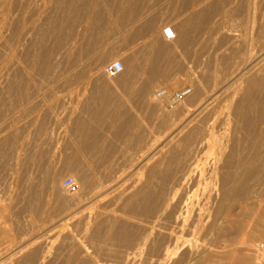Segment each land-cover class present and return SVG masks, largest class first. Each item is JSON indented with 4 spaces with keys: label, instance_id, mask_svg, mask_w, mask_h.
Masks as SVG:
<instances>
[{
    "label": "rangeland",
    "instance_id": "374dc122",
    "mask_svg": "<svg viewBox=\"0 0 264 264\" xmlns=\"http://www.w3.org/2000/svg\"><path fill=\"white\" fill-rule=\"evenodd\" d=\"M0 1L1 4L5 2L0 4V21H5L0 22V53H5L4 58L0 55V77L5 74L0 82V96L3 93L0 97V264H126L133 251L124 236H139L141 216L135 213L136 217L139 216L135 218V214L127 212L129 206L125 200L112 205L109 197L103 201L105 204H95L94 191L86 186L105 175L112 176V180H121L119 195L125 190L128 195L139 191L140 184L150 176L156 164L154 161L162 160L151 147L153 142L162 141L164 134L174 125L179 123L181 126L188 111L195 109L198 100L195 97H199L200 90L210 93L216 80H229L239 67L264 65V0H26L27 4L25 0ZM5 9L9 10L6 12ZM93 13L97 14L96 18ZM158 17L166 20L161 27L156 21ZM167 26L177 30V40L166 42L159 38ZM17 28H20L19 32ZM181 37L183 46L180 47ZM22 40L28 43L23 44ZM44 49L50 54L48 57H45ZM35 51L38 52L34 54ZM158 57L170 62L178 58L185 65L177 62L149 65ZM117 61L123 63L125 72L109 79L104 68ZM100 64H103L101 77L96 78ZM81 66L85 73L80 70ZM247 77L250 80L231 87L220 97L223 99L215 102L212 109L217 110V115L229 113L233 117L245 96L253 103L263 102V95L253 80L254 74ZM185 88L192 90L191 95L174 109L169 108L168 99L156 98V93L162 89L176 92ZM144 89L149 91L143 99L140 95ZM97 110L105 113L103 121L98 123L92 120ZM259 113L255 112L253 117L258 118ZM177 119L180 122L175 123ZM88 126L94 127L97 136L92 135L93 140L89 137L85 141ZM234 131L229 135L230 139H244L241 138L243 134ZM255 137L254 134L244 139V145L241 142V156L252 159L253 151L256 154L259 146L264 148V142L258 145ZM82 178L89 181L85 184ZM66 179L77 184L72 194L62 189ZM263 180L264 167L257 168L246 180L248 191L252 189L251 193L261 194ZM253 188L259 190L255 192ZM261 191L263 194L264 189ZM72 195L79 199L78 207L71 204ZM241 203L238 201L229 209L214 243L198 263L264 264V203ZM112 210L119 213L110 220L105 213ZM117 216L119 218L115 219ZM115 233L116 242L111 239Z\"/></svg>",
    "mask_w": 264,
    "mask_h": 264
},
{
    "label": "bare ground",
    "instance_id": "6f19581e",
    "mask_svg": "<svg viewBox=\"0 0 264 264\" xmlns=\"http://www.w3.org/2000/svg\"><path fill=\"white\" fill-rule=\"evenodd\" d=\"M6 1V0H5ZM13 1V0H12ZM21 1V0H20ZM24 1V0H23ZM26 1V0H25ZM24 1V2H25ZM37 1V0H36ZM47 1V0H46ZM79 1V0H77ZM82 0H80L81 2ZM1 2V1H0ZM4 4L5 2L2 1ZM7 2V1H6ZM15 2V1H14ZM13 2V4H14ZM18 2V0H17ZM2 3V4H3ZM9 3V2H8ZM29 3V2H28ZM47 3V2H46ZM102 3V2H101ZM1 4V3H0ZM1 4V5H2ZM27 4V1H26ZM54 3H52L53 5ZM100 6L102 4L98 3ZM0 5V6H1ZM32 6V5H31ZM37 6V5H36ZM251 6V5H250ZM3 7V6H2ZM5 7V5H4ZM7 7V6H6ZM9 7V5H8ZM26 7V6H25ZM35 7V6H34ZM38 7V6H37ZM47 7V6H46ZM50 7V6H49ZM96 7V6H95ZM99 7V6H98ZM17 8V7H16ZM42 9V8H41ZM48 9V8H47ZM95 9V8H94ZM6 10V9H5ZM9 10V9H8ZM6 10V12L8 11ZM37 10V8L35 9ZM93 10V9H92ZM96 10V9H95ZM2 11V10H1ZM19 11V10H18ZM34 11V10H33ZM12 12V11H11ZM27 12V11H26ZM29 12V11H28ZM46 12V10H45ZM44 12V13H45ZM92 12V11H91ZM15 13V12H14ZM25 13V12H24ZM31 13V12H30ZM101 13V12H100ZM98 13V15L100 14ZM119 13V12H118ZM7 14V13H6ZM18 14V13H17ZM21 14V12H20ZM19 14V15H20ZM29 14V13H28ZM32 14V13H31ZM30 14V15H31ZM39 14V13H38ZM68 14V11H67ZM96 14V13H95ZM2 15V14H1ZM5 15V14H4ZM10 15V13H9ZM8 15V17H9ZM22 15V14H21ZM37 15V14H36ZM35 15V16H36ZM43 15V14H42ZM45 15V14H44ZM129 15V14H128ZM201 15V14H200ZM203 15V14H202ZM23 16V15H22ZM97 14L94 15L93 17ZM130 16V15H129ZM4 17V16H3ZM7 17V18H8ZM10 17H13L10 15ZM15 17V16H14ZM34 17V16H32ZM49 17V16H48ZM94 17V18H96ZM126 17V16H125ZM6 18V17H5ZM17 18V17H15ZM27 18V17H26ZM30 18V17H29ZM39 18V17H38ZM93 18V19H94ZM11 19V18H10ZM45 19V18H43ZM42 19V20H43ZM100 19V18H97ZM96 19V20H97ZM1 20V18H0ZM12 20V19H11ZM17 20V19H16ZM20 20V19H18ZM25 20V19H24ZM28 20V18H27ZM31 20V19H30ZM39 20V19H38ZM41 20V21H42ZM92 20V18H90ZM127 20V19H126ZM13 21V20H12ZM37 21V20H35ZM95 23L96 21L93 20ZM4 23L3 21H0ZM18 22V21H16ZM15 22V23H16ZM21 22V21H20ZM39 22V21H38ZM44 22V21H43ZM42 22V23H43ZM89 22V21H88ZM87 22V24H88ZM23 23V22H22ZM37 23V22H36ZM40 23V22H39ZM41 23V24H42ZM70 23V22H69ZM68 23V24H69ZM93 23V22H90ZM7 25V23H5ZM4 24V25H5ZM65 24V22H64ZM67 24V23H66ZM94 24V23H93ZM3 25V24H2ZM1 25V26H2ZM3 25V26H4ZM16 25V24H14ZM20 25V24H19ZM27 25V24H26ZM71 25V24H70ZM69 25V26H70ZM74 25V24H73ZM17 26V25H16ZM15 26V28H16ZM55 26V25H53ZM66 26V25H64ZM18 27V26H17ZM23 27V26H22ZM40 27V26H38ZM44 27V26H43ZM49 27V26H48ZM89 27V25H87ZM92 27V24L91 26ZM89 27V28H90ZM190 27V26H189ZM9 28V27H7ZM58 28V27H57ZM55 27V29H57ZM98 28V27H97ZM12 29V28H11ZM27 29V28H26ZM43 29V28H42ZM51 29V27H50ZM18 30V28H17ZM32 30V29H30ZM83 30V29H82ZM3 31V30H2ZM8 31V30H7ZM11 31V30H10ZM20 31V28L18 32ZM26 31V30H25ZM29 31V30H28ZM59 31V30H58ZM57 31V32H58ZM61 31V30H60ZM177 31V30H176ZM6 32V31H5ZM16 32V31H15ZM34 32V30H33ZM53 32V28H52ZM50 32L51 34H53ZM13 33V32H12ZM11 33V34H12ZM27 33V32H26ZM32 33V32H31ZM40 33V32H39ZM43 33V32H42ZM41 33V34H42ZM80 33V32H79ZM177 33V32H176ZM10 34V33H9ZM16 34V33H15ZM19 34V33H18ZM16 34V35H18ZM25 34V33H24ZM36 34V33H35ZM34 34V35H35ZM58 34V33H56ZM62 34V33H61ZM4 36V34H2ZM22 35V34H21ZM37 35V34H36ZM45 35V34H43ZM47 35V34H46ZM95 35V34H94ZM2 36V38H3ZM13 36H15L13 34ZM52 36V35H51ZM57 36V35H56ZM55 36V37H56ZM61 36V35H60ZM178 36V33H177ZM9 37H12L11 35ZM25 37V35H24ZM13 38V37H12ZM26 38V37H25ZM10 39V38H9ZM15 39V37H14ZM23 39V37H22ZM27 39V38H26ZM38 39V38H36ZM7 40V39H6ZM5 40V41H6ZM21 40V39H20ZM24 40V39H23ZM22 40V41H23ZM33 40V39H32ZM177 40V39H176ZM8 41V40H7ZM6 41V43H7ZM11 41V40H9ZM2 42V41H1ZM18 42V41H17ZM24 42V41H23ZM27 42V41H25ZM25 42L23 44H25ZM30 42V41H29ZM14 43V42H13ZM28 43V42H27ZM45 43V42H43ZM9 44V43H7ZM6 44V45H7ZM11 44V43H10ZM19 44V43H18ZM22 44V43H21ZM22 44V45H23ZM32 44V43H31ZM70 44V42H69ZM12 45V44H11ZM10 45V46H11ZM20 45V44H19ZM30 45V44H29ZM46 45V44H45ZM264 45V44H263ZM4 46V45H3ZM14 46V45H13ZM39 46V45H38ZM20 47H22L20 45ZM19 47V49H21ZM36 46H34L35 48ZM43 47V45L41 46ZM8 48V46H7ZM12 48V47H11ZM261 48V47H260ZM264 48V46H263ZM1 49V48H0ZM14 49V48H13ZM10 48L8 49V51ZM38 50V48H37ZM42 50V48H41ZM261 50V49H260ZM17 51V49H16ZM21 51V50H20ZM46 52V50L44 49ZM6 52V51H5ZM38 52V51H37ZM35 51L34 54L37 53ZM50 52V51H49ZM18 53V52H16ZM40 53V52H39ZM47 53V52H46ZM48 55L50 54H46ZM59 53V52H58ZM89 52H87L88 54ZM20 54V52H19ZM1 55V53H0ZM5 55V53H4ZM4 55L3 56L4 58ZM12 55V54H11ZM10 55V57H11ZM15 55V54H14ZM13 55V56H14ZM40 55V56H42ZM8 56V54H7ZM30 56V55H29ZM35 56V55H34ZM52 56V55H51ZM55 56V55H53ZM259 56V55H258ZM33 57V56H32ZM38 57V56H37ZM2 58V59H3ZM53 58V57H52ZM55 58V57H54ZM59 58V57H58ZM57 58V59H58ZM67 58V57H66ZM6 59V57H5ZM8 59V58H7ZM17 59V58H16ZM32 58H30L31 60ZM34 59V57H33ZM36 59V58H35ZM60 59V58H59ZM95 59V58H94ZM1 60V58H0ZM9 60V59H8ZM47 61L49 59H46ZM4 61V59H3ZM19 61V60H18ZM53 61V60H51ZM49 61L50 63H52ZM5 62V61H4ZM3 62V63H4ZM30 62V61H28ZM46 62V61H45ZM257 62V60H256ZM262 62V61H261ZM264 62V61H263ZM9 63V62H8ZM12 63V62H11ZM15 63V62H14ZM17 63V62H16ZM36 63V62H35ZM58 63V62H57ZM61 63V62H60ZM107 63V62H106ZM259 63V62H258ZM41 64V63H40ZM53 64V63H52ZM86 64V63H85ZM104 64V63H103ZM103 64L98 65L100 68L95 73L96 78L101 77V67ZM253 64V63H251ZM262 64V63H261ZM242 65L245 68H240L237 70L236 74L230 76L231 78L225 79V82H216L214 83L213 89L210 93L201 91L198 93L199 97L196 101L195 109L188 111L184 122L181 126L170 125L171 130H169L163 140H155L151 146L156 153V156L161 157L154 161L156 164L151 170L149 177L144 178L146 181L140 184L141 188L136 193L133 192L128 195L125 191L121 192L120 195L117 194L120 189L121 180L111 178L106 176L108 171L103 172V177H99L98 180L91 182L88 186L94 191V200L95 204H101L105 199L111 198V204L116 205L120 201H126L129 206V210L134 215L137 213L141 216V224L139 227L140 234L139 236H124L125 240L131 245V254L129 258L127 257L126 264H197L202 256L206 253L211 244L214 243L215 237L219 231L220 226L224 222L226 215L228 214L231 207H235L237 202L240 203H264V193L262 194L261 185L259 186V193H251L248 191V186H246V180L248 176L251 177L255 173L257 168L264 167V148L259 146L260 150L257 149L256 154L252 152L254 157L252 159L241 156V142L244 145V139L250 138L252 135H256L255 140L257 139L259 143L264 142V100L262 103H253L249 98L244 97V101L240 103L236 113L232 115L225 114L217 115L213 111V106L223 94L228 93L231 87L236 85L243 84L246 80H250L252 76L248 79L247 75L254 74L255 85H258L259 90L262 93V98H264V65ZM46 65V64H45ZM55 65V64H54ZM7 66V65H6ZM5 66V67H6ZM33 66V64H32ZM36 65H34L35 67ZM41 66V65H40ZM44 66V65H42ZM72 66V65H71ZM149 66V65H148ZM250 66L247 72H245ZM22 69V66H20ZM51 67V66H50ZM53 67V66H52ZM70 67V66H69ZM82 67V66H81ZM80 67V68H81ZM86 67V66H85ZM97 67V66H96ZM126 67V66H125ZM153 67V66H152ZM229 67V66H228ZM9 68V67H8ZM19 68V67H18ZM37 68V67H36ZM43 68V67H42ZM48 68V67H47ZM56 68V67H54ZM52 68V69H54ZM61 68V66H60ZM59 68V69H60ZM78 68V70L80 69ZM87 68V67H86ZM148 68V67H146ZM235 68V67H234ZM1 69V67H0ZM38 69V68H37ZM34 69V70H37ZM41 69V67H40ZM68 69V68H66ZM72 69V67H71ZM69 68L68 72L70 74ZM74 69V68H73ZM72 69V70H73ZM83 67L80 69L82 70ZM89 69V67H88ZM86 69V70H88ZM96 69V68H95ZM133 70L135 69L132 68ZM219 69V68H218ZM2 70V69H1ZM9 70V69H7ZM17 70V69H16ZM33 70V71H34ZM45 70V69H44ZM58 70V69H57ZM61 70V69H60ZM59 70V71H60ZM85 70V69H84ZM84 70H82L84 72ZM94 70V69H93ZM160 70V69H159ZM234 70V69H233ZM40 71V70H39ZM38 71V72H39ZM53 71V70H52ZM67 71V70H66ZM64 71V72H66ZM89 71V70H88ZM129 71V70H128ZM152 71V70H151ZM226 71V70H225ZM3 72V71H2ZM22 72V71H20ZM25 72V71H24ZM35 72V71H34ZM58 72V71H57ZM68 72L66 74H68ZM75 72V71H74ZM125 72V69L123 70ZM233 72V71H232ZM31 73V72H30ZM56 73V72H55ZM59 73V72H58ZM57 73V75H58ZM77 73V72H76ZM85 73V72H84ZM21 74V73H20ZM23 74V72H22ZM34 74V73H33ZM40 74V73H38ZM48 75V73H46ZM63 74V73H62ZM64 73V75H66ZM72 74V73H71ZM94 74V73H93ZM5 75V74H4ZM3 75V76H4ZM36 75V74H35ZM51 75V74H50ZM48 75V76H50ZM53 75V74H52ZM73 75V74H72ZM92 75V74H91ZM150 75V74H149ZM201 75V74H200ZM2 76V77H3ZM9 76V74H8ZM16 76V74H15ZM56 76V75H55ZM63 76V75H61ZM67 76V75H66ZM64 76V77H66ZM71 76V75H70ZM69 76V77H70ZM77 76V74H75ZM83 76V75H82ZM90 76V75H89ZM93 76V75H92ZM212 76V75H211ZM0 77V82L3 81V78ZM5 77V76H4ZM30 77V76H28ZM35 77V76H33ZM37 77V76H36ZM59 77V76H58ZM68 77V76H67ZM80 77V76H79ZM85 77V76H83ZM94 77V78H95ZM213 77V76H212ZM10 78V77H9ZM44 78V77H43ZM62 78V77H61ZM156 78V77H155ZM158 78V77H157ZM216 78V76H215ZM219 78V77H218ZM217 78V79H218ZM7 79V78H5ZM4 79V80H5ZM25 79V78H24ZM60 79V78H59ZM57 79V81H59ZM68 79V78H67ZM73 79V78H72ZM82 79V77H81ZM85 79V78H84ZM87 79V78H86ZM112 79V78H109ZM8 80V79H7ZM13 80V79H10ZM49 80V79H48ZM51 80V78H50ZM71 80V79H70ZM78 81V79H76ZM88 80V79H87ZM145 80V79H144ZM227 80V81H226ZM252 80V79H251ZM257 80V81H256ZM6 81V80H5ZM55 81V80H54ZM69 81V80H68ZM68 81H66L68 83ZM73 81V80H72ZM80 81V80H79ZM82 81H84L82 79ZM112 81V80H111ZM155 81V79H154ZM211 82V80H208ZM213 81V80H212ZM7 82V81H6ZM60 82V81H59ZM58 82V83H59ZM70 82V81H69ZM75 82V79H74ZM5 83V82H4ZM11 83V82H9ZM30 83V82H29ZM63 81H61V84ZM66 83V84H67ZM13 84V82L11 83ZM15 84V83H14ZM17 84V83H16ZM65 84V82H64ZM93 84V83H92ZM177 84V83H176ZM211 84V83H210ZM248 84V83H245ZM254 84V82H253ZM60 85V83H59ZM63 85V84H62ZM202 85V84H201ZM69 86V85H68ZM74 86V85H73ZM134 86V85H133ZM142 86V85H141ZM211 86V87H212ZM16 87V86H15ZM27 87V86H26ZM246 87V86H245ZM257 87V86H256ZM1 88V87H0ZM11 88V87H10ZM13 88V87H12ZM17 88V87H16ZM19 88V87H18ZM33 88V87H32ZM205 88V87H204ZM239 88V87H237ZM241 88V86H240ZM70 89V88H69ZM110 89V88H109ZM129 89V86H128ZM139 89V88H138ZM142 89V88H141ZM246 89V88H245ZM105 90V89H104ZM111 90V89H110ZM197 90V89H196ZM239 90V89H238ZM244 90V89H243ZM251 90V89H250ZM248 90V92L250 91ZM253 90V89H252ZM4 91V90H3ZM14 91V90H13ZM102 91V90H101ZM108 91V90H107ZM141 91V90H139ZM149 89H144L141 92L142 98L148 94ZM45 92V91H44ZM97 92V91H96ZM112 92V91H111ZM153 92V91H152ZM170 92V91H169ZM234 92V91H233ZM236 92V91H235ZM239 92V91H238ZM241 92V91H240ZM254 92V91H253ZM7 93V92H5ZM15 93V92H14ZM113 93V92H112ZM237 93V92H236ZM10 94V93H9ZM94 94V93H93ZM230 95L232 93H229ZM243 94V93H242ZM249 94V93H248ZM3 95V93H2ZM1 95V96H2ZM5 95V94H4ZM7 95V94H6ZM109 95V94H107ZM226 95V94H225ZM233 95V94H232ZM246 95V93H245ZM253 94H251L252 96ZM0 96V97H1ZM106 96V95H105ZM111 96V95H109ZM106 97L107 98L109 97ZM196 96V95H195ZM242 96V95H241ZM250 96V97H251ZM258 96V95H256ZM3 97V96H2ZM139 97V96H138ZM192 97V96H191ZM225 97V96H224ZM9 98V97H8ZM133 98V97H132ZM194 98V99H195ZM243 98V97H242ZM254 98V97H253ZM258 98V97H257ZM227 99V98H226ZM241 99V98H240ZM252 99V98H251ZM260 99V100H261ZM255 100V98H254ZM2 101V100H1ZM103 101V100H102ZM152 101V100H151ZM234 101V100H233ZM253 101V100H252ZM149 102V101H148ZM219 102V101H218ZM255 102V101H254ZM257 102V101H256ZM5 103H7L5 101ZM225 103V102H224ZM222 104V103H221ZM231 104H234L231 102ZM236 104V103H235ZM234 104V105H235ZM93 105V104H92ZM217 105V104H216ZM219 105V104H218ZM103 106V105H102ZM187 107V106H186ZM220 107V106H219ZM218 107V108H219ZM232 107V106H229ZM10 108V107H9ZM17 108V107H16ZM110 108V107H109ZM192 109V108H191ZM69 110V109H68ZM232 110V109H231ZM66 111V109H65ZM260 112L258 118H254L253 114L255 112ZM85 113V112H84ZM167 113V112H166ZM226 113V112H225ZM3 114V113H2ZM64 114V113H63ZM231 114V113H230ZM62 115V114H61ZM93 115V114H92ZM105 113L102 114V111H98L94 114L92 120L96 123L103 121ZM116 115V114H115ZM59 116V115H58ZM163 116V115H162ZM165 116V114H164ZM185 117V115H183ZM51 118V117H50ZM106 119V117H105ZM109 119V118H108ZM77 120V119H76ZM107 120V119H106ZM49 121V120H48ZM79 121V120H78ZM180 122V120L175 121V123ZM68 123V122H67ZM80 123V122H79ZM173 123V120H172ZM171 123V124H172ZM108 124V123H107ZM115 125V124H114ZM83 126V125H82ZM162 126V125H161ZM165 126V125H164ZM184 126V127H183ZM166 127V126H165ZM168 127V128H170ZM183 127V128H182ZM235 129L234 133H240L244 139L237 140L230 139L229 135L232 130ZM84 128V127H83ZM115 129V128H114ZM187 129V130H186ZM77 130V129H76ZM75 130V131H76ZM79 131V130H78ZM87 137L85 141L90 137L96 135L94 127H89L86 129ZM96 132V133H95ZM157 134V133H156ZM239 134V135H240ZM93 135V136H92ZM163 135V134H162ZM159 136V135H158ZM161 136V135H160ZM235 136V135H234ZM155 137V136H154ZM92 139V138H91ZM89 140V139H88ZM93 140V139H92ZM152 140V139H151ZM244 140V141H243ZM248 140V139H247ZM153 141V140H152ZM237 141V142H236ZM251 141V140H249ZM7 142V141H6ZM151 142V141H150ZM252 142L253 139H252ZM92 143V142H91ZM148 143V142H147ZM255 143V142H254ZM90 144V143H89ZM97 144V143H96ZM152 144V143H151ZM88 145V144H87ZM263 145V144H261ZM3 146V145H2ZM92 147V145H89ZM150 146V143H149ZM247 146V145H246ZM256 146V145H255ZM5 147V146H4ZM150 147V148H151ZM6 148V147H5ZM95 148V147H94ZM93 148V150H94ZM254 148V147H253ZM258 148V147H257ZM262 148V150H261ZM90 150V147H88ZM243 149V148H242ZM247 149V148H246ZM245 149V151H247ZM256 150V148H255ZM241 151V152H240ZM250 151V150H248ZM259 151V152H258ZM154 153V152H153ZM154 153V154H155ZM245 153V152H244ZM7 154V152H6ZM3 155V154H2ZM150 156V155H149ZM245 156V155H244ZM251 156V155H250ZM4 157V156H3ZM152 157H154L152 155ZM1 158V157H0ZM14 158V157H13ZM148 158V157H147ZM156 158V157H155ZM23 159V158H22ZM111 159V158H110ZM150 160V159H149ZM13 161V160H12ZM39 162V161H38ZM112 162V161H111ZM153 162V163H154ZM37 163V162H36ZM108 163V162H107ZM116 163V162H115ZM147 163V162H145ZM12 164V163H11ZM40 164V163H39ZM51 164V163H50ZM120 164V163H119ZM258 164V165H256ZM6 165V164H5ZM106 165V164H105ZM110 165V164H109ZM117 165V164H116ZM147 165V164H146ZM144 165V166H146ZM41 166V165H40ZM118 166V165H117ZM115 166V168L117 167ZM143 166V165H142ZM4 167V166H3ZM20 168V167H19ZM100 168V167H99ZM135 168V167H134ZM133 168V169H134ZM148 168V167H147ZM4 169V168H3ZM47 169V168H46ZM111 169V167H110ZM109 169V170H110ZM118 169V167L116 168ZM24 170V169H23ZM45 170V169H44ZM125 170V169H124ZM130 170V169H129ZM143 170V169H142ZM141 170V171H142ZM98 171V170H97ZM123 171V170H122ZM131 171V170H130ZM150 171V168H149ZM147 170V173H150ZM36 172V171H35ZM115 172V171H113ZM112 172V173H113ZM117 172V171H116ZM115 172V173H116ZM114 173V174H115ZM123 173V172H122ZM139 173V172H138ZM146 173V174H147ZM22 174V173H21ZM118 174V173H117ZM140 174V173H139ZM144 174V173H143ZM101 175V173H100ZM98 175V176H100ZM113 175V174H112ZM126 175V174H125ZM5 176V175H4ZM42 176V175H41ZM44 176V175H43ZM119 176V174H118ZM123 176V175H122ZM129 176V175H128ZM142 176V175H141ZM144 176V175H143ZM45 177V176H44ZM127 177V176H126ZM130 177V176H129ZM136 177V175H135ZM244 180V178H246ZM260 177V176H259ZM8 178V177H7ZM48 178V177H47ZM87 178V177H86ZM117 178V176H116ZM120 178V177H119ZM131 178V177H130ZM89 179V178H88ZM138 179V178H137ZM141 179V178H140ZM263 179V178H262ZM35 180V179H33ZM43 180V179H42ZM82 181L86 184V181L82 178ZM136 180V179H135ZM143 180V179H142ZM39 181V180H38ZM77 181V180H76ZM89 181V180H88ZM87 181V182H88ZM126 181V180H125ZM134 181V180H133ZM137 181V180H136ZM141 181V180H140ZM261 181V180H260ZM264 181V180H263ZM56 182V181H55ZM131 182V180H130ZM139 182V180L137 181ZM36 183V182H34ZM141 183V182H140ZM258 183V182H257ZM15 184V183H14ZM56 184V183H55ZM84 184V185H85ZM131 184V183H130ZM264 184V183H263ZM262 184V185H263ZM4 185V184H3ZM11 186V185H10ZM16 186V185H15ZM48 186V184H47ZM51 186V185H50ZM57 186V185H56ZM122 186V184H121ZM252 186V187H253ZM1 187V186H0ZM54 187V186H53ZM123 187V186H122ZM127 187V186H126ZM136 187V186H134ZM261 187V188H260ZM257 188V187H256ZM30 189V188H29ZM55 189V188H53ZM51 189V190H53ZM129 189V188H128ZM135 189V188H134ZM57 190V189H56ZM131 190V188L129 189ZM128 190V192H129ZM137 190V189H136ZM257 190V191H258ZM36 191V190H35ZM50 191V187H49ZM38 192V191H37ZM36 192V193H37ZM90 192V190H89ZM135 193V194H134ZM117 194V195H116ZM115 195L117 197H115ZM131 195V196H130ZM35 196V195H34ZM73 197L68 198L71 201V204L77 206L79 204V199L72 195ZM41 198V197H40ZM109 200V199H108ZM107 200V201H108ZM38 201V200H37ZM110 201V200H109ZM33 203V202H32ZM104 203V202H103ZM108 203V202H107ZM241 203V204H242ZM94 204V205H95ZM105 204V203H104ZM110 205V202L108 203ZM122 204V203H121ZM239 204V205H241ZM242 204V205H243ZM256 204V205H257ZM80 205V204H79ZM107 205L108 207H110ZM123 205V204H122ZM120 205V206H122ZM247 205V204H245ZM250 205V204H249ZM103 206V204H102ZM125 206V204L123 205ZM248 206V205H247ZM74 207V206H73ZM78 207V206H77ZM80 207V206H79ZM105 207V205H104ZM118 208V206H116ZM124 208V207H123ZM74 209V208H73ZM127 209V208H126ZM233 209V208H232ZM114 210V209H113ZM105 213L107 218L113 220L116 217L115 211ZM105 211V210H104ZM107 211V210H106ZM109 211V210H108ZM124 211V210H123ZM65 213V212H64ZM67 213V212H66ZM119 213V212H118ZM117 213V214H118ZM125 213V212H124ZM230 213V212H229ZM68 214V213H67ZM102 214V213H101ZM99 214V215H101ZM121 215V214H120ZM124 215V214H123ZM122 215V216H123ZM126 214L125 216H127ZM72 216V215H71ZM104 216V215H101ZM124 216V217H125ZM137 216V217H139ZM136 214H135V218ZM99 218V217H98ZM113 218V219H112ZM119 216H117L118 219ZM123 218V217H122ZM127 218V217H126ZM130 221H131V217ZM128 218V219H129ZM134 218V217H133ZM84 219V218H83ZM128 219L126 221H128ZM227 219V218H226ZM72 220V219H71ZM96 220H98L96 218ZM104 220V219H103ZM108 221V219H106ZM124 220V219H123ZM135 220V219H134ZM67 221V220H66ZM119 221V220H118ZM133 221V220H132ZM139 221V219H138ZM33 222V221H32ZM96 222V221H94ZM129 222V221H128ZM139 222V223H140ZM89 223V222H87ZM124 223V222H123ZM133 223V222H132ZM136 223V221H135ZM134 223V224H135ZM137 224V223H136ZM131 225V224H130ZM87 226V225H86ZM137 224V229H138ZM62 227V226H61ZM88 228V227H87ZM123 229V228H122ZM124 231V230H123ZM121 232V231H120ZM97 233V232H96ZM118 233V232H117ZM124 233V232H123ZM130 234V232H128ZM132 233V232H131ZM134 233V232H133ZM78 234V233H77ZM119 234V233H118ZM245 234V233H244ZM121 235V234H119ZM121 237V236H118ZM113 241L117 240V234L111 236ZM122 239V238H120ZM83 240V239H82ZM124 240V239H123ZM94 241V240H93ZM106 243V242H103ZM89 244V243H88ZM120 244V242H119ZM118 244V245H119ZM122 245V244H121ZM126 245V246H127ZM101 251V250H100ZM128 251V250H126ZM95 253V252H94ZM116 253V252H115ZM82 254V253H81ZM128 254V252H127ZM129 254V255H131ZM105 256V255H104ZM127 256V255H126ZM85 257V256H84ZM126 259V258H125ZM124 259V260H125ZM92 260V259H91ZM113 260V259H112ZM123 261V260H122ZM202 261V260H201ZM124 262V261H123ZM95 263V262H94ZM93 263V264H94ZM101 263V262H100ZM120 263V262H119ZM125 263V262H124ZM99 264V263H98ZM200 264V263H198Z\"/></svg>",
    "mask_w": 264,
    "mask_h": 264
},
{
    "label": "built area",
    "instance_id": "2783aa9c",
    "mask_svg": "<svg viewBox=\"0 0 264 264\" xmlns=\"http://www.w3.org/2000/svg\"><path fill=\"white\" fill-rule=\"evenodd\" d=\"M162 36L164 41L166 42H173L177 39L176 30L171 27L167 26L162 30ZM124 66L122 62H113L105 66L104 73L109 78H116L123 73ZM192 93L190 88H185L176 92H169L167 89H162L156 93V98L159 100H169V108L174 109L178 104L185 101ZM62 189L72 194L77 189V184L72 179H66L62 183Z\"/></svg>",
    "mask_w": 264,
    "mask_h": 264
},
{
    "label": "crops",
    "instance_id": "0c3cea01",
    "mask_svg": "<svg viewBox=\"0 0 264 264\" xmlns=\"http://www.w3.org/2000/svg\"><path fill=\"white\" fill-rule=\"evenodd\" d=\"M145 16H147V14H145ZM156 21H158L159 27H161V25L163 23H165L166 20L162 17H158V18H156ZM159 38L161 39V38H163V36L161 35V36H159ZM178 45L180 47L183 46V37L180 38ZM174 62H177L178 65H185L184 62L178 61V58H177V61L174 60V61L170 62V61H168L167 58H163V57L153 58V60L150 61L149 65H172V63H174Z\"/></svg>",
    "mask_w": 264,
    "mask_h": 264
}]
</instances>
